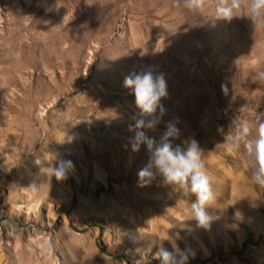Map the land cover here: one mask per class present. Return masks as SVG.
Instances as JSON below:
<instances>
[{
  "label": "rangeland",
  "instance_id": "obj_1",
  "mask_svg": "<svg viewBox=\"0 0 264 264\" xmlns=\"http://www.w3.org/2000/svg\"><path fill=\"white\" fill-rule=\"evenodd\" d=\"M182 2L0 0V73L16 69L41 95L18 112L16 87L0 93V264H161V247L187 264H264V187L247 155L224 145L234 121L264 113V29L216 18L215 0L202 13ZM38 61L49 72H37ZM148 67L164 73L168 91L148 135L159 142L175 122L173 145L195 139L203 150L215 194L207 229L192 217L191 193L160 177L138 186L148 151L129 144L136 108L123 80ZM27 122L40 137L45 122L50 138L7 136ZM60 160L74 169L58 181L49 168Z\"/></svg>",
  "mask_w": 264,
  "mask_h": 264
},
{
  "label": "clouds",
  "instance_id": "obj_2",
  "mask_svg": "<svg viewBox=\"0 0 264 264\" xmlns=\"http://www.w3.org/2000/svg\"><path fill=\"white\" fill-rule=\"evenodd\" d=\"M216 18L230 22L234 18L247 17L256 28L264 29V0H215ZM180 6V0H177ZM183 8L193 12H204L206 0H183ZM264 79V72L259 73ZM123 86L134 96L136 112L132 115L133 123L128 130L134 132L129 139L133 152H138L142 145L148 151V161L138 172V186L146 187L157 177L173 190L191 193L196 201L191 204L192 217L198 226L207 229L213 217L207 208L215 202L212 181L206 170L203 150L195 139L184 141V146L173 145L172 141L180 138V129L175 122H168L160 134L159 142L148 131L156 132L166 109L161 103L167 98V81L164 73L156 72L152 67L139 72L132 71L125 75ZM256 135L253 137V130ZM147 130V131H146ZM223 133V129H218ZM225 150L228 153L243 151L253 167L251 180L264 187V113H256L251 122H233L231 130L225 135ZM58 180L67 178L74 169L71 160H60L55 167L49 168ZM175 249V245H173ZM161 264H187V255L170 252L161 247L157 252Z\"/></svg>",
  "mask_w": 264,
  "mask_h": 264
},
{
  "label": "bare ground",
  "instance_id": "obj_3",
  "mask_svg": "<svg viewBox=\"0 0 264 264\" xmlns=\"http://www.w3.org/2000/svg\"><path fill=\"white\" fill-rule=\"evenodd\" d=\"M35 64H37V72L43 73L42 71L39 70H44L46 72H49V69L51 67V64L47 63V62H42L40 63V61L35 62ZM36 75V72L34 74V77ZM40 81H42V79L40 77H36V82L38 84ZM26 85V87H24L23 85ZM23 85V86H22ZM49 86H51V84H48ZM12 86L16 87L15 91H13L11 99H12V104L14 105H10V109L11 110H16L18 112H23L24 107L28 106L29 109L32 111L33 107L35 106V104L37 102H39L41 100V95H40V88L38 90V88H35L32 85H28V83H26L23 79V75L20 74L16 69H3L0 73V93L3 95H7L8 94V89L11 88ZM18 86L22 87L21 88V92H18L16 89H18ZM55 91H57V87H55ZM110 96L106 95V99H108ZM67 114H65L66 117ZM71 114H69V117L71 118ZM41 137L38 136V132L37 131H33V127L30 123H26L24 124L23 128H24V132L23 134H18L16 136L14 135H7L11 140L13 141H17L18 139H21L22 137H26L27 139L29 138H36V139H46L48 140L51 136V132L50 129L47 127V125L45 124V122L41 123ZM32 133V134H31ZM31 134V135H30ZM30 135V136H29ZM30 142L32 144V140L30 139ZM71 145V144H70ZM67 148V147H66ZM68 151H73L72 146H69L67 148ZM21 153L23 152H28L27 148H23V150H20ZM74 154V152H72ZM39 173H44L42 171H40ZM33 204H27V203H22L20 204V208L23 209H31Z\"/></svg>",
  "mask_w": 264,
  "mask_h": 264
}]
</instances>
